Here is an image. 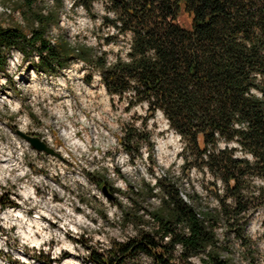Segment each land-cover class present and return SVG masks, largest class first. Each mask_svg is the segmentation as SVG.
<instances>
[{
	"label": "trees",
	"instance_id": "obj_1",
	"mask_svg": "<svg viewBox=\"0 0 264 264\" xmlns=\"http://www.w3.org/2000/svg\"><path fill=\"white\" fill-rule=\"evenodd\" d=\"M50 1L43 7L42 0H16L23 25H0V72L12 49L50 75L82 61L99 72L110 96L129 93L127 107L145 103L149 117L160 111L180 135L185 166L208 172L225 190L214 193L217 207L198 208L196 193L184 194L165 175L155 177L148 190L159 195V205L147 213L149 229L91 253L90 262L133 264L145 256L150 264H190L199 256L202 264H232L222 256L216 229L248 247L247 215L264 206V0H104L114 17L101 16L102 24L116 30L104 41L129 37L126 53L112 61L84 43L72 44L66 34L49 40L63 7V0ZM92 1L72 0L71 6L87 9ZM122 132L118 143L129 162L141 157L142 144L152 152L148 133L132 124ZM220 141L237 144L249 158L235 156L228 145L219 148ZM85 176L113 191L96 171ZM14 205L9 200L0 209ZM136 213L123 210L122 217Z\"/></svg>",
	"mask_w": 264,
	"mask_h": 264
},
{
	"label": "rangeland",
	"instance_id": "obj_2",
	"mask_svg": "<svg viewBox=\"0 0 264 264\" xmlns=\"http://www.w3.org/2000/svg\"><path fill=\"white\" fill-rule=\"evenodd\" d=\"M71 4L72 0H63L49 40L66 34L72 44L104 52L108 61L126 53L128 34H118L109 44L104 41L116 33L102 24L101 16L114 17L107 11L108 2L93 0L87 9ZM15 5L16 0H0L2 27L23 25ZM49 5L50 0L40 3ZM7 59L6 72H0V160L10 161L7 165L0 161V203L12 200L15 205L0 209V264H92L91 253L102 254L113 242L149 229L147 213L159 205V195L148 190L155 177L165 175L184 194L196 193L198 208L217 207L214 193H225L223 183L185 166L180 135L160 111L149 117L145 103L127 107L129 93L120 99L110 96L99 72L82 61L73 60L50 75L31 68L15 49ZM130 124L148 133L153 146L149 154L142 144L141 157L132 162L118 143L122 127ZM18 131L39 138L54 154L37 151ZM226 145L236 149L235 156L249 158L233 142L218 143L219 148ZM87 171H96L113 191L97 188L86 178ZM254 182L261 184L259 178ZM24 190L31 196L25 198ZM13 210L20 215L4 218ZM123 210L137 213L123 218ZM247 216L248 247L232 235L225 237L223 227L216 229L222 256L232 264H264V206ZM133 264H150V259L141 256ZM190 264L202 263L193 256Z\"/></svg>",
	"mask_w": 264,
	"mask_h": 264
},
{
	"label": "water",
	"instance_id": "obj_3",
	"mask_svg": "<svg viewBox=\"0 0 264 264\" xmlns=\"http://www.w3.org/2000/svg\"><path fill=\"white\" fill-rule=\"evenodd\" d=\"M19 135H21L22 137H24L29 143L30 145L36 149L37 151H44L48 154H54V150L50 149L49 147L46 146V144L40 140L39 138L35 137V136H31V135H27L25 133H21V132H17ZM102 190L105 193V186L102 187ZM110 196V195H108Z\"/></svg>",
	"mask_w": 264,
	"mask_h": 264
},
{
	"label": "bare ground",
	"instance_id": "obj_4",
	"mask_svg": "<svg viewBox=\"0 0 264 264\" xmlns=\"http://www.w3.org/2000/svg\"><path fill=\"white\" fill-rule=\"evenodd\" d=\"M52 41H53V40H52ZM158 114H160V113L158 112ZM157 116H159V115H157ZM168 141H169V140H168ZM169 142H170V141H169ZM171 142H172V141H171ZM171 142H170V143H171ZM0 161L3 163V165H7V164L9 163L10 160H9V159H6V160H5V159H4V160L2 159V160H0ZM23 195H24L25 198H26V197H28V196H31V193H30V191H25V190H24ZM24 201H25V200H24V198H23L21 202H24ZM13 211H14V210H13ZM21 214H22V213H21ZM14 215H16V217L19 216V215H20V211L17 210L16 213H15V211H14V212H9V213L7 212V213L4 214V218H6V219H10V218H13ZM40 216H41V215H40ZM21 217H22V216H21ZM39 219H40V217H39ZM29 234H30V230H28V234H26V236H25V234H24V236L27 237ZM30 238H31V241L38 243L37 240H35L33 237H30ZM29 241H30V240H29Z\"/></svg>",
	"mask_w": 264,
	"mask_h": 264
}]
</instances>
